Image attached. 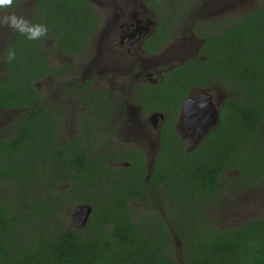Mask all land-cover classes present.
Wrapping results in <instances>:
<instances>
[{"label": "trees", "instance_id": "obj_1", "mask_svg": "<svg viewBox=\"0 0 264 264\" xmlns=\"http://www.w3.org/2000/svg\"><path fill=\"white\" fill-rule=\"evenodd\" d=\"M24 1L33 4L27 19L46 25L48 35L31 41L12 30L0 51V107L21 111L14 134L0 138V183L12 185L0 197V264H181L173 255L175 236L183 264H264V217L219 227L203 214L227 186L224 173L234 172L228 187L235 189L264 175V4L224 27L197 22L202 59H187L157 84L143 86V97L135 98L143 114L166 115L148 169L141 149L94 152L83 144V135L91 137L112 112L111 103L91 100L86 109L95 117L80 121L83 127L63 142L61 112L35 87L67 69L50 65L46 41L77 54L93 36L98 17L89 0L16 3ZM10 48L16 52L11 62ZM216 85L231 94L219 104L218 123L188 149L173 129L179 106L191 87ZM38 179L45 189L33 197ZM131 201L146 207L137 220ZM80 204L92 208L87 224L59 228L57 214Z\"/></svg>", "mask_w": 264, "mask_h": 264}, {"label": "rangeland", "instance_id": "obj_2", "mask_svg": "<svg viewBox=\"0 0 264 264\" xmlns=\"http://www.w3.org/2000/svg\"><path fill=\"white\" fill-rule=\"evenodd\" d=\"M155 1L159 2L163 0ZM89 2L98 17V26L93 36L82 45L81 50L77 54L64 53L53 49L52 42L50 40L46 41L45 46L50 50L48 57L50 65L53 68L66 66L67 69L55 75H46L36 82L35 87L45 103L51 104L54 108L61 111L60 129L62 140L64 139V141L75 134L76 128H79L80 121L95 117L93 116L95 115L94 113L92 114L84 108L85 105L88 106L85 99L89 96L90 100L95 101L99 100L101 95H103L106 102L108 101L112 104L113 112L105 116L102 121H98V127H95L96 132L93 131L89 134L91 137L83 135V144L92 148L94 152L108 149L115 150L117 146L127 144L117 135L118 130L125 133L134 132L137 135L133 133L131 136H128L130 139L128 144L135 143V145L137 144V148L143 149V155L146 157L147 166H149L153 163L156 154H154V149H156L157 144L155 138L156 131L150 122L146 123L148 114H143L140 119L129 114L128 109L130 105L136 103L135 97H127L123 91L120 92L118 86L110 87V81L117 82L122 76L120 70L113 67L112 62H115V55H107V59L105 60L107 64H103L104 66L102 67H100V63H97V61H99L100 55L98 44L105 32L106 19L109 20L112 14L118 13L119 7L117 5L129 2L131 10L130 7L126 9L132 11L133 14L136 13L134 17L141 21L152 19V15L149 13L150 5L144 0H89ZM164 2L166 3L167 10L168 8L173 10L176 5L184 7L185 10L179 14L182 15L180 18L179 16L176 18L177 22L173 29L174 32L169 36L161 50H164L165 57L171 58L173 55L179 54V56H183L185 59L193 55L189 50L196 47L200 40L199 38H201L199 31H197V22H202V25L211 26L218 23L220 24L219 26L224 27L264 4V0H164ZM141 3L145 5L146 8L144 9L146 12H143L142 8L140 9ZM32 7L31 1H24L18 7L6 11H15L18 15L28 18ZM157 13L159 16V11ZM11 31L12 29L10 28L0 27V51L7 44ZM147 71L151 77L156 76L151 70ZM127 77L123 75L121 80L124 82V79ZM84 82H87L84 86L85 88L77 90V85ZM221 91L226 95V93L231 94L232 89L216 85L214 92L209 91L214 101L218 99L217 96ZM92 94L94 95L91 97L90 95ZM20 114L21 111L19 109H3L0 107V138L10 137L14 134V122ZM180 118L178 117V121ZM140 121L146 129L145 131H140L138 126ZM260 129L264 132V119L260 123ZM146 135L150 136V138L152 135L155 142L152 144V147L151 144L147 143V139H144ZM233 174V171L224 173L222 179L223 183L227 186H224V189L215 195L203 213L205 218L214 222L219 227L240 226L248 220L264 217V175L253 185L235 189L228 187ZM62 186L65 185H59L57 188L60 189ZM11 189V184L1 182L0 197L8 195ZM44 189L45 184L40 179L30 187L33 197L39 196L43 193ZM76 206L78 205L65 208L57 214V221L55 223L58 224L59 228H75L72 216ZM130 206L135 220L139 219L141 211L146 210V207L138 201H131ZM153 207L155 209L161 208L157 203ZM173 244V255L179 263L183 264L180 241L176 236L174 237Z\"/></svg>", "mask_w": 264, "mask_h": 264}, {"label": "flooded vegetation", "instance_id": "obj_3", "mask_svg": "<svg viewBox=\"0 0 264 264\" xmlns=\"http://www.w3.org/2000/svg\"><path fill=\"white\" fill-rule=\"evenodd\" d=\"M144 1L146 2V0ZM159 2L162 5L161 6L162 9L160 8L156 9L151 3H149L150 5L149 13H151L150 15H152V19L151 20L146 19L145 21L143 20L141 21L134 17L136 13H134L135 14L134 15L133 12L130 11L131 6L129 2L122 5L118 4L117 7H119V11L118 13L112 14L111 19L109 20L106 19V23L104 27L105 32L103 37L100 38L98 44V46L100 47V55H99V61H97V63L98 62L100 63V67L104 66L103 64H107L105 61L107 59V55L114 54L115 62H112L113 67L120 70V73L122 75L120 77V80H118L117 82L110 81L111 82L110 87L118 86L120 92L123 91L124 95H126L129 98L143 97V93L145 89L143 87L144 85L150 86L157 84L159 81H161V75L163 72L170 70L178 65H181L187 59H191V58L202 59V56L199 53L200 45L202 42L201 38H199L200 40L197 46L189 50V52H192L193 54L189 58L185 59L183 56H179V54L173 55V57L171 58L164 56V50H161V48L166 44L167 39L174 32L173 29L177 22L176 18L178 16L179 18L182 16L179 14L182 11H184L185 8L184 7L180 8L179 5H176V7H174L173 10L169 8L167 10L166 3L164 2V0ZM133 4L135 3L133 2ZM140 6H139L140 9L142 8L141 10L143 12H146V10L144 9L146 8L145 5L141 3ZM129 7L130 10H127ZM157 11H159V16L157 15L158 14ZM170 17L172 19H170ZM155 32L157 33L160 32L162 34L163 37L162 41L158 39V37L154 36ZM147 70H151L156 74V76L151 77ZM123 75L128 76L126 79H124V82L121 80ZM215 89L216 88L201 89V88L191 87L185 98L182 100V102L189 97L192 98L201 97V93L206 92L211 95V101L218 108V112H219V104L221 103L223 98L226 97L227 95H225L224 92L221 91L217 96L218 99L214 101L213 96L209 91L214 92ZM81 97L83 96L81 95ZM101 97L104 98L103 95H101ZM129 98L128 100H130ZM85 101H87L88 106L85 105L84 108L85 109L86 107L91 108L92 102L89 96L85 99ZM182 102L179 106L177 118L173 124V129L184 140L185 147L190 149L193 148L200 140L194 143L195 140L197 139L196 131L190 127V125L186 122L182 114L181 111ZM195 103L196 106L194 107V111L196 115L200 116L204 114L206 105L204 103H203L204 105L203 104L201 105L198 102ZM96 112L99 114L103 113L101 111H96ZM128 113L136 118L138 117L139 119L142 118L143 116V112L141 111V108L138 103L130 105L128 109ZM151 113L148 114L146 118V123L150 122L153 129L156 131L155 138L157 145H156V149H154L155 150L154 154H155L160 147V138H159L160 126L163 120L165 119L166 115L165 113H163L164 114L163 120L158 122L154 118H151ZM178 117H181L179 121H178ZM181 120L182 122H180ZM138 126L140 128V131L146 130L141 121L138 123ZM79 127H83V126L79 124ZM77 131H78V127L75 130V134L77 133ZM133 133L134 132L125 133L122 131L120 132L118 130L117 135H119L122 141L127 144L126 145L123 144V146L121 145L117 146L115 150L122 151L133 148L136 149L137 144L136 145L135 143L128 144L129 143L128 141L130 140L128 136H131ZM75 134L72 137H74ZM135 134L136 133H134V135ZM72 137H70L69 139H71ZM144 139L145 140L147 139V143L149 145L151 144V147L152 144L155 143L153 141L152 135L151 138L150 136L146 135ZM62 141L65 142L64 139ZM119 164H123V162L118 163V165Z\"/></svg>", "mask_w": 264, "mask_h": 264}, {"label": "water", "instance_id": "obj_4", "mask_svg": "<svg viewBox=\"0 0 264 264\" xmlns=\"http://www.w3.org/2000/svg\"><path fill=\"white\" fill-rule=\"evenodd\" d=\"M195 102L199 104H205L206 108L204 114L197 116L194 107L196 106ZM203 104V105H204ZM182 114L186 122L190 127L196 131L197 139L194 143L200 140L207 132L212 129L219 120L218 108L211 101V95L209 93H201V97L198 98H186L181 105ZM151 118H154L156 121H161L164 118L163 112H153L151 113ZM150 164L148 169L151 168ZM92 208L88 204H80L75 207L73 211V224L76 228H83L90 217Z\"/></svg>", "mask_w": 264, "mask_h": 264}, {"label": "clouds", "instance_id": "obj_5", "mask_svg": "<svg viewBox=\"0 0 264 264\" xmlns=\"http://www.w3.org/2000/svg\"><path fill=\"white\" fill-rule=\"evenodd\" d=\"M16 0H0V27H7L28 40H40L48 35V28L44 24L32 23L23 15H18L15 11L7 12L8 9L17 7ZM16 58V52L10 48L7 59L9 62Z\"/></svg>", "mask_w": 264, "mask_h": 264}]
</instances>
